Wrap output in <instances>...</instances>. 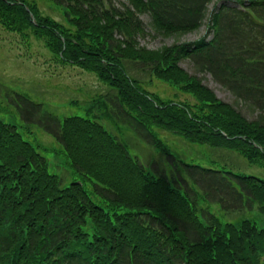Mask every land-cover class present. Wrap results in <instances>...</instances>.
<instances>
[{"label":"trees","instance_id":"16d2710c","mask_svg":"<svg viewBox=\"0 0 264 264\" xmlns=\"http://www.w3.org/2000/svg\"><path fill=\"white\" fill-rule=\"evenodd\" d=\"M46 1L63 21L37 0H0V25L42 40L57 63L94 73L110 88L96 108L170 158L172 170L147 169L93 108L60 118L18 95L20 113L56 138L77 179L63 185L49 149L0 118V264H264V176L177 161L152 130L264 169V0ZM143 15L157 35L204 25L206 33L150 49L141 45L151 34ZM144 75L192 101L150 92Z\"/></svg>","mask_w":264,"mask_h":264},{"label":"rangeland","instance_id":"374dc122","mask_svg":"<svg viewBox=\"0 0 264 264\" xmlns=\"http://www.w3.org/2000/svg\"><path fill=\"white\" fill-rule=\"evenodd\" d=\"M37 1L43 14L63 21L61 12L57 7L46 0ZM212 9L213 5L210 6L209 10ZM142 19L151 34L141 40V45L152 49L171 45L175 42L193 41L206 32L204 25L193 33L166 37L157 35L152 30L149 15H143ZM182 66L188 72L194 73L188 61L182 62ZM143 77L149 82L148 89L165 99L177 97L180 100L189 99L192 101L190 95L177 91L167 83L156 78H152L150 81L151 78L148 75ZM203 81L220 98L235 104L233 96L221 85L214 82L210 75H206ZM108 89L94 73L76 66L58 64L52 59L51 53L42 40L35 37L24 38L22 35L8 31L0 25V118L17 125L24 133L25 139L33 143L38 140L49 149L47 152L43 151V155L49 161V170L60 176L63 185L70 184L77 179V176L73 173L64 152L61 151V145L40 123L28 122L25 119L17 107V96H25L34 103L40 104L44 112H50L64 118L74 115L85 116L91 108L95 114L102 113L96 108L94 101L106 94ZM243 112L248 118L253 117L244 108ZM97 120L107 129L119 132L116 125L108 126L109 122L104 118L98 117ZM30 131L31 133H29ZM124 132L126 135L119 134L120 138L129 144L130 153L140 157L146 168L162 172L163 168L166 167L165 171H169L172 163L166 159V156L161 155L159 151L148 144L146 145L142 139L135 135L132 129H125ZM157 133L168 145L171 154L185 163L200 164L207 168L223 167L234 172L261 173L257 166L247 163L243 157L234 151L207 144L193 143L182 135L166 130L160 129L157 130Z\"/></svg>","mask_w":264,"mask_h":264}]
</instances>
